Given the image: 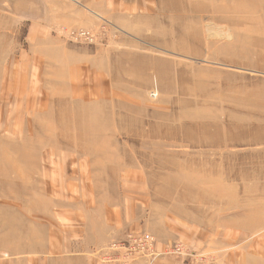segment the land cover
<instances>
[{"label": "rangeland", "instance_id": "obj_1", "mask_svg": "<svg viewBox=\"0 0 264 264\" xmlns=\"http://www.w3.org/2000/svg\"><path fill=\"white\" fill-rule=\"evenodd\" d=\"M101 213L264 264V0H0V264Z\"/></svg>", "mask_w": 264, "mask_h": 264}, {"label": "crops", "instance_id": "obj_2", "mask_svg": "<svg viewBox=\"0 0 264 264\" xmlns=\"http://www.w3.org/2000/svg\"><path fill=\"white\" fill-rule=\"evenodd\" d=\"M101 214L103 217L100 221H87V224L82 226L83 231L80 230L77 236L67 232L62 236H58V238L57 236H51L47 242V251H38L37 253L55 254V256L47 259V264H105L99 260L94 250L109 244V240L119 236L118 234L125 228L126 223L117 214L114 217L111 214V216ZM137 231H140V229ZM240 256L242 255L240 254ZM231 258L235 261L226 264H247L242 260L236 261L235 253L232 254ZM33 260L36 264H42L40 258ZM5 264H9V262ZM16 264H31V262L17 259ZM133 264H158V262L156 259L153 263L141 260Z\"/></svg>", "mask_w": 264, "mask_h": 264}, {"label": "built area", "instance_id": "obj_3", "mask_svg": "<svg viewBox=\"0 0 264 264\" xmlns=\"http://www.w3.org/2000/svg\"><path fill=\"white\" fill-rule=\"evenodd\" d=\"M90 34V32L84 31L77 33L76 36L90 39ZM109 247L105 248L104 251H100V253L105 252V250L114 251L115 255L108 254L105 258H103L109 262H119L120 259L115 258L117 252L119 253L118 256L127 260H132L139 253H143V256L145 257H154L155 252L157 251L156 240L151 235L130 234L126 237V239L112 242ZM167 249L169 251L176 252L179 255L190 254L185 251V246L181 243H175L174 245L166 247L165 250Z\"/></svg>", "mask_w": 264, "mask_h": 264}]
</instances>
